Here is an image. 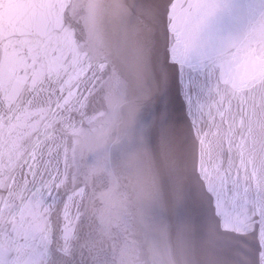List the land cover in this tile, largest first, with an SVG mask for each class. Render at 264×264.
<instances>
[{
	"label": "snow or ice",
	"instance_id": "obj_1",
	"mask_svg": "<svg viewBox=\"0 0 264 264\" xmlns=\"http://www.w3.org/2000/svg\"><path fill=\"white\" fill-rule=\"evenodd\" d=\"M256 7L252 0H60L28 58L39 83L31 86L26 69L29 95L15 101L18 111L42 118L28 149L32 192L49 209L67 204L68 185L75 192L81 183L70 138L77 126L89 128L106 98L117 99L133 110L129 134L168 174L170 213L152 223L178 242L184 264H264V185L242 182L223 152L214 160L207 140L217 117L223 123L231 112L233 37ZM258 7L264 17V0Z\"/></svg>",
	"mask_w": 264,
	"mask_h": 264
},
{
	"label": "water",
	"instance_id": "obj_2",
	"mask_svg": "<svg viewBox=\"0 0 264 264\" xmlns=\"http://www.w3.org/2000/svg\"><path fill=\"white\" fill-rule=\"evenodd\" d=\"M60 0H0V264H184V252L152 221L170 213L169 178L163 165L138 146L129 130L131 107L106 98L88 129L77 126L68 155L81 183L66 205L49 209L32 192L31 136L42 128L36 112L18 111L17 97L29 95L24 72L37 33L57 19ZM257 5L249 25L233 37L226 94L232 109L209 127L208 142L218 162L231 157L232 172L254 188L264 185V17ZM12 105L9 111V105ZM242 109V110H241ZM111 149V152L108 151ZM60 171L63 173V163Z\"/></svg>",
	"mask_w": 264,
	"mask_h": 264
}]
</instances>
